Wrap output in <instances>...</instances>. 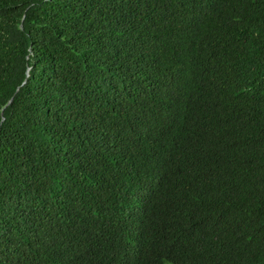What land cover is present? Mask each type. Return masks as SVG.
<instances>
[{
  "label": "trees",
  "instance_id": "1",
  "mask_svg": "<svg viewBox=\"0 0 264 264\" xmlns=\"http://www.w3.org/2000/svg\"><path fill=\"white\" fill-rule=\"evenodd\" d=\"M0 264H264V0H0Z\"/></svg>",
  "mask_w": 264,
  "mask_h": 264
}]
</instances>
